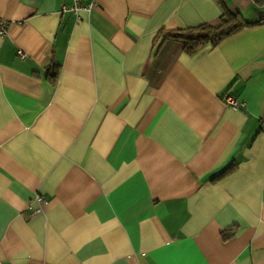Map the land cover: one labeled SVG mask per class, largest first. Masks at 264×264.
Instances as JSON below:
<instances>
[{
	"label": "crops",
	"instance_id": "0c3cea01",
	"mask_svg": "<svg viewBox=\"0 0 264 264\" xmlns=\"http://www.w3.org/2000/svg\"><path fill=\"white\" fill-rule=\"evenodd\" d=\"M222 1L264 18L0 0V264H264V24L193 54L162 37Z\"/></svg>",
	"mask_w": 264,
	"mask_h": 264
},
{
	"label": "trees",
	"instance_id": "16d2710c",
	"mask_svg": "<svg viewBox=\"0 0 264 264\" xmlns=\"http://www.w3.org/2000/svg\"><path fill=\"white\" fill-rule=\"evenodd\" d=\"M261 24H264V18L253 22L246 21L237 9L222 1V15L216 27L201 24L184 30L162 32V37L180 41L184 52L193 54L207 45H217L245 27Z\"/></svg>",
	"mask_w": 264,
	"mask_h": 264
},
{
	"label": "built area",
	"instance_id": "2783aa9c",
	"mask_svg": "<svg viewBox=\"0 0 264 264\" xmlns=\"http://www.w3.org/2000/svg\"><path fill=\"white\" fill-rule=\"evenodd\" d=\"M249 1L256 2L257 0H249ZM262 1H264V0H262ZM81 8L82 7L80 5L79 0H71V5L64 8V10H69V11L73 12L74 14H77L78 10H80ZM8 26H9L8 21L0 19V36L6 35ZM18 56L22 58L24 56V53L22 51H18ZM225 102L229 106H231L232 108H236L238 105V102L231 97H226ZM37 199L40 200L41 198L39 196H37Z\"/></svg>",
	"mask_w": 264,
	"mask_h": 264
}]
</instances>
